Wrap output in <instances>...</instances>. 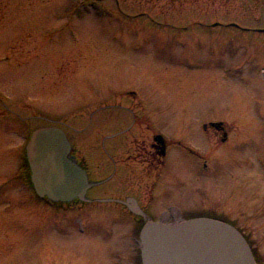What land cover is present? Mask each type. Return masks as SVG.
<instances>
[{
	"label": "rangeland",
	"instance_id": "374dc122",
	"mask_svg": "<svg viewBox=\"0 0 264 264\" xmlns=\"http://www.w3.org/2000/svg\"><path fill=\"white\" fill-rule=\"evenodd\" d=\"M80 1L0 0V99L22 116H63L70 121L78 113L82 117H77V125L84 127L90 113L110 95L123 88L138 89L150 107L152 122L173 140L166 164L149 175L139 163L118 165L114 176L93 187L89 195H135L144 202L151 200L148 210L153 220L162 221L165 213L167 222L199 215L227 220L242 231L258 263L264 264V33L243 34L233 26L195 24L190 28L192 36L167 39L165 49L160 39L143 40L154 34L152 22L125 26L110 21L107 2L93 7L83 1L78 5ZM257 2L258 6L249 0H186L161 5V9L178 23L183 17L210 23L218 19L226 24L237 20L242 26L264 27V0ZM122 4L134 12L155 13L158 8L149 0H122ZM127 29L146 30V34L127 41L123 51L111 35ZM38 36V49L28 50ZM135 43L143 52L134 51ZM109 114L106 109L94 111L87 130L80 133L81 148L90 149L104 133L113 131L106 123ZM37 118L32 122L34 128L48 122ZM209 122L227 123L230 130L225 141L211 127L203 129ZM11 126L14 129L6 132L13 137L0 142V176L7 175L4 178H13L21 167L16 144L22 141L20 130L26 125L15 120ZM174 140L186 143L202 157ZM86 151L93 179L112 172L110 163L97 168L98 159ZM8 200L0 203L1 209L14 207ZM116 205L95 201L80 212L67 211L57 217L59 224L87 222L82 224L87 229L75 237L77 255L70 249L59 258L71 264H138L130 256L139 254L134 216L119 214ZM31 210L33 222H46L44 209L33 206ZM118 230L125 243L122 246L116 242ZM41 243L31 246L34 263L57 259H43ZM116 246L126 254L123 260L110 256ZM39 249L37 258L34 253Z\"/></svg>",
	"mask_w": 264,
	"mask_h": 264
},
{
	"label": "flooded vegetation",
	"instance_id": "af4514ba",
	"mask_svg": "<svg viewBox=\"0 0 264 264\" xmlns=\"http://www.w3.org/2000/svg\"><path fill=\"white\" fill-rule=\"evenodd\" d=\"M86 5H91L93 7L101 6L104 2H107L105 5L106 11L109 12L107 16L110 18V21L116 20L122 23H125V26H140L147 25V22H152V25L155 30L154 34H149L143 37L144 39H160V43H163V48L167 49L169 46L165 45L167 43V39H184L186 37H190L193 35L192 28L195 24L202 25V27L208 28L209 26H219V27H236L238 31L243 34L253 33L259 34L264 33V31L259 30V28L263 27H248L239 25L237 20H229V22L223 23L222 20L215 19L212 23L209 21L201 20L200 18H195L189 21H186L185 18L181 17L180 20H184L181 23L171 21L168 19L167 12L164 8L161 9V5H174L176 1H186V0H149L153 1L154 5H158L157 11L155 13H151L148 10H136V12L131 11L126 5L122 4V0H81ZM78 5H82V3ZM252 2V5H257V0H249ZM261 1V0H259ZM263 1V0H262ZM164 2V3H161ZM104 5V4H103ZM182 5V4H181ZM263 6V4H262ZM171 11V10H169ZM177 21V20H176ZM188 22V24H187ZM225 22V21H224ZM212 24V25H211ZM148 26V25H147ZM205 31V30H204ZM208 31V30H207ZM153 32V31H152ZM142 33V34H140ZM31 34V33H29ZM146 34V30H123L117 31L111 35L114 40L118 42L116 44L124 51L127 48L126 43L130 41V43L135 38H139L140 35ZM252 35V34H251ZM28 35L24 34V37ZM40 36V35H39ZM36 37L35 45L30 46L28 48H37V40L40 37ZM169 36V37H167ZM141 37V36H140ZM116 38H120L118 40ZM163 38V39H162ZM133 45V44H132ZM134 51L143 52V50H139L140 46L136 43L132 46ZM157 48V46H154ZM110 95L107 100L104 101L103 104L99 105L95 110H104L110 111L109 116L106 118V123L109 124L111 132H106L102 135L101 141H95L92 147L89 149L85 147V149L79 144L80 133L82 131L87 130L88 124L94 118V111H92L89 115V122L84 127H78L76 119L77 117L81 118L78 113H73V120L70 121L65 119V117H53L50 115H34L29 114L26 116H22L21 113L10 109L7 101L5 99H0L2 108L0 109V118L4 120L5 127L0 129V142L2 143L4 140L6 141L7 137L12 138V135L7 136L6 130L10 133L11 130L14 129L11 124L15 120L24 121L25 128L20 130L22 137V141L16 144V147L19 151V155L21 157V167L19 173H16L13 178L8 177L4 178L7 175L0 176V203L3 204L7 199H10V204H14V207L5 206L3 209L0 208V262H4V264H42V263H34L33 252L31 246H35L36 243H40V245H44L45 254L42 256L43 259H53L50 262H46L49 264H71L65 261L64 258H59L63 255L62 251L72 250L77 255L76 244L74 243L75 237L80 235L78 234L83 228L82 224H86L87 222H73V223H58V218L65 214L67 211L80 212L83 208H89L88 205L97 201L101 202L99 198L112 197L120 200H125L128 197H134L144 214H139L134 212L128 204L121 201H110L112 203H116V209H118L119 214H131L134 216V226L136 230L140 233V229L143 224L149 220L153 219L148 210V201H142L140 197L135 195H124L123 197L117 196H99V195H89V191L97 186L94 185L91 187L86 197L89 200H82L79 198H75L71 201H54L51 200L48 196H41L37 193L34 187V183L32 181L31 175V167L27 156V142L35 129L33 127L34 118L39 117L40 120H47L43 125H57L65 130L67 133L68 139L71 143V148L69 151V156L76 160L82 167H84L89 174L90 179H93L92 172L93 169L90 168L89 163V153L94 156L93 159L97 160V168H101L99 166L106 165L109 163L113 165L112 172L106 177H110V179L114 176L116 172V167L118 165H136L139 163L146 170L147 174H152L153 172H159L163 165L166 164L168 159L171 142L172 139L165 136L159 129V127L152 122L150 107H147L145 104V98L140 94L138 89L134 88H123L117 93ZM156 108V106H152V108ZM157 111V108L154 110ZM59 113H62L60 111ZM65 113V112H63ZM80 113V111H79ZM79 115V116H78ZM99 118V117H98ZM15 119V120H14ZM38 119V118H37ZM98 120V119H97ZM73 121V122H72ZM165 123L166 121L163 120ZM162 122V123H163ZM99 123L103 124V119L99 121ZM3 125V124H2ZM210 125V126H209ZM42 126V125H39ZM38 126V127H39ZM13 127V128H12ZM214 130L217 133L218 137L225 141L228 136L229 128L227 123L223 122L222 124L218 123H204L203 129ZM37 128V127H36ZM101 133V130L98 134ZM16 137V136H15ZM177 140H174L176 142ZM180 145L183 146L184 149H188L193 152V154L198 157H202L197 151H195L192 147L185 145L181 140L177 141ZM81 144L86 146L84 143ZM132 162L131 164H129ZM103 163V164H102ZM160 166V168H159ZM158 168V169H157ZM159 174V173H158ZM157 175V174H156ZM105 177V178H106ZM103 179V177L99 178ZM98 179V180H99ZM154 185V184H153ZM20 188V190L13 189ZM19 192V194H13V192ZM7 202V201H6ZM151 202V200L149 201ZM0 204V205H1ZM27 206L42 208L44 209L42 212L44 215L48 214L46 217V222H33L34 221V212L31 210V207L28 209ZM174 210V209H173ZM170 208V211H173ZM36 212V213H42ZM53 214L55 216H50ZM18 218V219H17ZM163 220H168V214L165 213L164 216L161 217ZM19 221L22 222H18ZM24 220V221H23ZM48 220V222H47ZM62 220V219H61ZM33 222V223H32ZM91 228L90 224L89 227ZM134 228V229H135ZM117 239L119 246L122 244V237L119 234L120 230L117 231ZM57 238V239H55ZM60 243H54L52 241ZM66 240V244L65 243ZM140 243V238H139ZM115 244V242H113ZM117 247L114 250V253H111V257L116 258L117 260H123L126 257L123 249L121 247ZM64 247V248H63ZM63 248V249H62ZM76 249V250H75ZM4 251V252H3ZM38 252H35V256L38 258ZM138 252L139 254L130 255L133 260H135L138 264H142V254L138 244ZM57 260H60L61 263H56ZM55 262V263H54ZM45 264V263H43Z\"/></svg>",
	"mask_w": 264,
	"mask_h": 264
},
{
	"label": "water",
	"instance_id": "95a60500",
	"mask_svg": "<svg viewBox=\"0 0 264 264\" xmlns=\"http://www.w3.org/2000/svg\"><path fill=\"white\" fill-rule=\"evenodd\" d=\"M70 148L65 131L58 126L33 131L27 155L39 195L55 201L89 200L87 190L98 181L90 180L87 171L69 156ZM122 201L134 212L145 215L135 198ZM140 240L143 264H258L243 233L214 217L148 220L141 229Z\"/></svg>",
	"mask_w": 264,
	"mask_h": 264
}]
</instances>
